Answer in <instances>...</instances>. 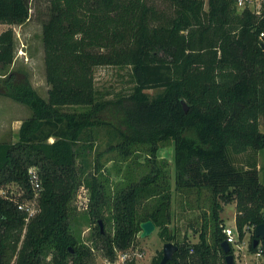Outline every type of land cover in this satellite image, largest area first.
<instances>
[{
	"label": "trees",
	"instance_id": "1",
	"mask_svg": "<svg viewBox=\"0 0 264 264\" xmlns=\"http://www.w3.org/2000/svg\"><path fill=\"white\" fill-rule=\"evenodd\" d=\"M163 1L164 8L155 0H48L42 23L46 98L24 74L11 72L0 81V93L31 110L14 141L0 140V188L7 189L0 194V264H94L70 219L81 183L90 193L84 217L94 221L109 259L133 245L139 223L151 219L161 239L177 245L163 264H225L219 212L231 201L238 238L248 229L253 239L254 226L264 221L256 162L264 148V0L258 11L239 8L237 0ZM27 3L0 0V23L23 21ZM13 56L8 27L0 32V66ZM100 65L127 68L129 89L105 97L94 81ZM101 129L107 145L95 153ZM168 144L173 183L167 160L157 156ZM247 151L245 164L237 163ZM105 153L115 166L104 168ZM139 153L146 156L145 171L121 170L117 161L135 163ZM30 166L42 187L38 210L25 221L15 201L32 195ZM111 170L119 179H110ZM9 184L22 195L9 193ZM173 190L184 200L202 198L208 208L194 229L195 242L185 235L177 240L170 227ZM99 219L111 228L101 231ZM248 249H257L252 240ZM161 256L159 250L149 264H159ZM126 264L137 263L131 257Z\"/></svg>",
	"mask_w": 264,
	"mask_h": 264
},
{
	"label": "rangeland",
	"instance_id": "2",
	"mask_svg": "<svg viewBox=\"0 0 264 264\" xmlns=\"http://www.w3.org/2000/svg\"><path fill=\"white\" fill-rule=\"evenodd\" d=\"M156 5L159 8L166 6L165 1L155 0ZM28 17L21 22L13 23L11 25L6 23H0V32L8 27H11L13 31L14 40V56L10 64L0 66V81L14 72L16 76H24L29 81L34 90L43 98L47 96V89L49 87L45 79L44 62H43V47H42V23L47 20L49 16V2L48 0H28ZM244 4L254 9L258 1H244ZM243 4L238 5L242 7ZM206 7V4H205ZM17 76V77H18ZM94 81L98 91H100L105 97L110 98L114 93L118 91H127L131 86V82L128 75V69L116 66L100 65L94 68ZM150 91H153L150 89ZM30 108L14 100L8 95L0 93V140L14 141L17 137V128L22 119L30 116ZM260 129L264 130V117H260ZM107 136L105 130L101 129L98 138L94 145V151H102L106 148ZM250 151L238 154L235 159L236 162L243 165L247 155ZM111 153H105L101 156V162H105L104 168L115 166V162L109 160L106 162V157ZM158 157L165 158L168 163V167L171 173V181L173 175V145L168 144L159 148ZM146 156L143 153H139L135 158V163L128 161H117V164L123 168L132 167L136 171H145ZM256 162L258 169V179L264 183V148L257 151ZM127 163V164H126ZM127 165V166H126ZM132 170V171H133ZM120 174H117L115 170H111L110 179L115 181L119 179ZM173 186V184H172ZM11 191L15 190L13 184H9ZM1 193L6 191L4 188L0 190ZM188 200H184L182 194L172 192L171 199V213L172 218L170 227L174 229L176 239L181 240L185 235L190 241L195 242L198 240V229L202 221L203 210L207 213L208 208L202 198L196 199L193 194L187 196ZM73 202V201H72ZM70 219L73 226L79 232L80 242L91 249V253L94 259V264H106V259L109 257L103 253L100 246V239L96 236L94 227V221H90L85 218L83 212L85 210L74 209ZM235 202L231 201L224 203L221 211L219 212L225 225L231 227L235 224ZM190 222L193 226H190ZM105 229H110L111 224L104 223ZM251 230H246L242 239L237 240V243L241 245L240 249H236L235 254L236 264H243L244 262L254 261L259 264L264 262V255H260L256 260L251 251L248 249V244L252 240ZM164 241L158 234V228L155 229L145 237H139V234L134 239L132 245V251L137 264H149L151 257L154 256L159 250L162 249ZM260 245V242L257 244ZM236 252V251H235Z\"/></svg>",
	"mask_w": 264,
	"mask_h": 264
},
{
	"label": "built area",
	"instance_id": "3",
	"mask_svg": "<svg viewBox=\"0 0 264 264\" xmlns=\"http://www.w3.org/2000/svg\"><path fill=\"white\" fill-rule=\"evenodd\" d=\"M244 1H253V0H237V5L240 4H244ZM258 4L257 6L254 8L256 11H258V8L260 6V0H257ZM260 36H263V32L260 33ZM27 173H28V181H29V185H30V189L32 192V195L30 197L27 198H22L21 200H16V205L17 208L20 210L25 211L26 216H25V221H27L30 217H32L38 210V196L41 190V179L40 176L38 174L37 168L35 166H30L27 169ZM15 190L11 191V189H9V185L7 186V188L9 189V193L14 194V195H22L23 191L19 190L17 188V185L13 184ZM4 188H0V190H3ZM7 193V189L6 191H4L3 193L0 194H4ZM16 199V198H15ZM90 200V193H89V189L88 187L84 184L81 183L77 189H76V193H75V197L73 199L74 205L78 210H85L88 207V203ZM245 229V227H244ZM222 231L225 233V240L232 245V256H233V262H235V254L237 253V250L241 248V245L239 243H237V240H240L238 238V231L235 227V224L233 227L229 226V225H224ZM246 232V231H244ZM244 236V235H243ZM242 239V238H241ZM236 246L237 250H234V247ZM257 249L252 251V254L255 258V260L260 256V255H264V253L261 250V246H263L261 243L260 245H256ZM236 251V252H235ZM136 252L132 251V245L129 246L126 249H119V250H115L114 253V257L113 259H109L107 258L106 261H108L106 264H126L128 260L131 259V257H134L133 254ZM243 264H259L258 261L254 262V261H249V262H244ZM264 264V262L262 263Z\"/></svg>",
	"mask_w": 264,
	"mask_h": 264
},
{
	"label": "water",
	"instance_id": "4",
	"mask_svg": "<svg viewBox=\"0 0 264 264\" xmlns=\"http://www.w3.org/2000/svg\"><path fill=\"white\" fill-rule=\"evenodd\" d=\"M261 45L264 47V38L261 41ZM181 104L183 110L186 111L187 104L183 100H181ZM49 140H52V138H50ZM263 216H264V211H263ZM98 223L100 230L103 231V224L100 219L98 220ZM139 226H140L139 237H145L155 229V224L151 219H146L144 221H141L139 223ZM253 234H254V237L252 239L253 246H256L260 242L264 247V221L254 226ZM221 246L224 252L225 264H233V256L229 252V243L226 240H223ZM176 249H177V245L175 243H173L172 241H165L161 249L162 256L160 258L159 264H163L166 260L171 259L172 254Z\"/></svg>",
	"mask_w": 264,
	"mask_h": 264
},
{
	"label": "crops",
	"instance_id": "5",
	"mask_svg": "<svg viewBox=\"0 0 264 264\" xmlns=\"http://www.w3.org/2000/svg\"><path fill=\"white\" fill-rule=\"evenodd\" d=\"M20 124V123H19ZM19 126V125H18ZM157 155H158V151H157Z\"/></svg>",
	"mask_w": 264,
	"mask_h": 264
}]
</instances>
